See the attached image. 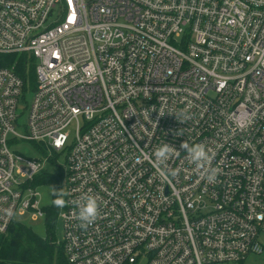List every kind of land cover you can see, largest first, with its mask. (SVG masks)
Listing matches in <instances>:
<instances>
[{
	"label": "built area",
	"instance_id": "1",
	"mask_svg": "<svg viewBox=\"0 0 264 264\" xmlns=\"http://www.w3.org/2000/svg\"><path fill=\"white\" fill-rule=\"evenodd\" d=\"M10 55L33 64V84ZM24 141L68 149L58 213L68 264L262 253L264 0H0V232L46 216L41 161L12 149ZM165 143L177 152L157 170ZM181 143L204 145L208 164L198 169ZM86 195L98 215L82 227Z\"/></svg>",
	"mask_w": 264,
	"mask_h": 264
},
{
	"label": "rangeland",
	"instance_id": "2",
	"mask_svg": "<svg viewBox=\"0 0 264 264\" xmlns=\"http://www.w3.org/2000/svg\"><path fill=\"white\" fill-rule=\"evenodd\" d=\"M32 98L33 87L29 88V92L26 94V99H21L19 104V126L17 125L16 127L20 132H23V127L20 126L26 124L28 119L27 111H25L26 103L30 102ZM73 130V126L68 129V146L72 144L75 137ZM12 149L23 153L29 158H36L41 161L42 167L37 175V187L41 193L42 206L46 210L52 208L55 205L53 203L54 197L51 195L53 188L57 189V186L59 185L58 189L65 193L66 184L65 181H63V170L65 169L67 163L68 149L55 152L47 148H43V150L40 151L34 143L26 141L15 143ZM63 206H59L58 212L56 213L57 218L54 226L55 243H60L63 240V226L58 215ZM16 221L32 228L42 237H46L48 235V228L45 218L34 220L31 219L29 215H25L17 216ZM258 241L263 247L262 253H251L244 261L231 264H264V233L259 235Z\"/></svg>",
	"mask_w": 264,
	"mask_h": 264
},
{
	"label": "trees",
	"instance_id": "3",
	"mask_svg": "<svg viewBox=\"0 0 264 264\" xmlns=\"http://www.w3.org/2000/svg\"><path fill=\"white\" fill-rule=\"evenodd\" d=\"M8 65L24 76L30 84L34 81L33 64L25 56L6 57ZM59 185L57 186V189ZM59 207L46 210L48 235L42 237L32 228L13 222L5 232H0V264H68L63 246L55 243L54 226Z\"/></svg>",
	"mask_w": 264,
	"mask_h": 264
},
{
	"label": "clouds",
	"instance_id": "4",
	"mask_svg": "<svg viewBox=\"0 0 264 264\" xmlns=\"http://www.w3.org/2000/svg\"><path fill=\"white\" fill-rule=\"evenodd\" d=\"M181 148H183L188 156L190 157L191 161L196 165L199 169L204 165H207L211 159L210 154L206 151L205 146L199 143L188 145L186 143H181ZM177 150L174 149L173 146L168 144H161L157 148L153 150V167L159 170V166L162 165L165 161H167L170 156L176 154ZM175 175V173H171ZM161 175H164L161 172ZM217 170L216 169H208L206 179L209 182H213L216 178ZM51 195L54 197L53 203L56 206H63L65 203L63 197L65 193L59 189L53 188ZM98 215V204L97 200L92 195H86L81 205L78 206L77 209V219L81 221V226H85L87 224L92 223L96 216Z\"/></svg>",
	"mask_w": 264,
	"mask_h": 264
}]
</instances>
